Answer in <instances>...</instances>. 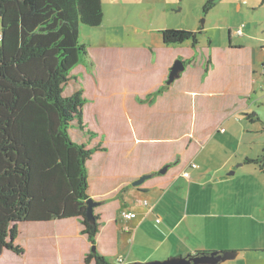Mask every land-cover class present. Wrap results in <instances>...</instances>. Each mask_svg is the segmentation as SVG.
Wrapping results in <instances>:
<instances>
[{
    "label": "crops",
    "instance_id": "1",
    "mask_svg": "<svg viewBox=\"0 0 264 264\" xmlns=\"http://www.w3.org/2000/svg\"><path fill=\"white\" fill-rule=\"evenodd\" d=\"M156 1L103 0V24L81 31L90 59L72 72L74 92L85 90L91 127L105 144L89 162L88 193L102 219L97 251L116 264L213 252L238 253L220 264H264V164L247 162L264 153V111L255 106L264 102V28L257 29L264 16L243 35L231 28L228 46H167L160 28L150 44L127 45L126 35L139 37L134 17L152 23L147 11ZM241 1L248 12L264 8V0ZM102 26L115 29L113 37ZM181 59L193 61L166 93L141 102L166 87ZM144 175L151 177L134 186ZM36 224L49 226L30 227L34 241L57 245L51 263L40 257L38 264H55L63 249L87 264L92 244L78 218Z\"/></svg>",
    "mask_w": 264,
    "mask_h": 264
},
{
    "label": "trees",
    "instance_id": "2",
    "mask_svg": "<svg viewBox=\"0 0 264 264\" xmlns=\"http://www.w3.org/2000/svg\"><path fill=\"white\" fill-rule=\"evenodd\" d=\"M217 1L209 0L205 11ZM0 19V255H25L17 244L23 225L70 218L81 221L83 234L97 247L101 216L87 221L89 162L105 149L73 140L76 121L85 130L88 99L83 88L65 91L72 72L88 64L81 31L103 24V0H0ZM162 36L167 46L200 44L199 33L191 30L167 29ZM181 61L186 66L193 60ZM210 64L209 58L206 73ZM168 88L167 81L140 101L152 105ZM247 162L262 166L264 157ZM92 262L114 264L91 250L86 263Z\"/></svg>",
    "mask_w": 264,
    "mask_h": 264
},
{
    "label": "rangeland",
    "instance_id": "3",
    "mask_svg": "<svg viewBox=\"0 0 264 264\" xmlns=\"http://www.w3.org/2000/svg\"><path fill=\"white\" fill-rule=\"evenodd\" d=\"M156 2H158L156 6L151 5L152 10H154L155 12L151 15V12L147 11V19H149V17L151 16L152 23H146L142 19H137L136 16L134 17V22L138 24L137 26L140 29L139 37H136L134 34H131L129 36L126 35L124 41L127 45L140 46L144 44H150L152 38L154 37L151 35V30L160 28L163 30L177 29L198 32V39L200 43L199 47L209 46L210 44H212L213 46H219L221 44L228 46L231 41V28H237L236 32L238 33V30L241 27L247 25V23L251 25L254 21H261L263 20L264 16L263 7L260 8L257 12H248V9L245 10V8H247L246 4H243L244 2L241 0H218L217 5L209 12L205 11V6L208 4L209 0H157ZM240 6L243 8V11H240ZM138 8L141 9L142 6H138ZM167 10L168 12H166ZM102 28H105L110 33L111 37H113L111 33L115 29L107 26H102ZM202 28H204L205 30L204 33L202 32ZM263 28L264 27H261V25H257V29L259 30L260 34L263 33ZM1 29L2 22L0 19V32ZM199 29L201 30L199 31ZM110 42L120 44V39L114 38V41ZM262 85L263 83L260 84L259 88H262ZM74 88L77 89V85L72 79L66 87L65 94L71 95L74 92ZM255 106L256 108L260 107V110L264 111V102L260 103L259 106L258 104ZM87 113L89 114V116L91 115L90 110L86 112L85 108V130L80 128L78 121L74 123V128L71 130L73 140L78 143H87L89 147H95L99 144L105 147V144L103 143L104 140L102 141L101 137L98 135V132H96V128L91 127L92 123L96 120L92 117H88ZM262 156L264 157V153H262ZM95 215L97 214L95 213ZM119 224L122 225L121 222ZM47 226L49 225H23L22 235L18 239L17 244L22 245V247L25 249V255L20 257L13 252L5 251L2 255H0V264H38L37 259H39L40 257L47 259V261L51 263L50 260L52 261L51 258L54 257L53 254L56 251L55 248L57 247V245H54L56 244V242H53L52 246H45L43 248V244L41 245L39 242L34 241V238L28 234V230H30V227H32V229H35L36 227ZM41 238L45 239L43 237ZM63 253L64 256L55 258L56 261H53V263L62 264L60 261L62 259L63 264H73V262L74 264H80L78 253H75L73 257V253H68L66 249H63ZM114 258L115 257H110L109 260L112 263L116 264L117 261Z\"/></svg>",
    "mask_w": 264,
    "mask_h": 264
},
{
    "label": "water",
    "instance_id": "4",
    "mask_svg": "<svg viewBox=\"0 0 264 264\" xmlns=\"http://www.w3.org/2000/svg\"><path fill=\"white\" fill-rule=\"evenodd\" d=\"M185 70V65L181 60H178L174 66L172 67L171 74L169 77L168 84H171L174 82L177 78L180 77L182 72ZM168 170V167L163 169L161 172L166 173ZM151 175H144L141 177L138 181H136L133 185L139 186L143 184L146 180L150 179ZM88 210H87V221L91 223L96 222L95 218V209L98 206V203L95 202L94 199H90L88 201ZM92 251L94 253L97 252L96 247H93ZM238 253L235 252H228V253H222L219 254L218 252H213L210 254H197L196 256L189 255L188 257H182V258H173L166 261H152L147 263H130V264H220L221 262H225L227 260H232L237 257Z\"/></svg>",
    "mask_w": 264,
    "mask_h": 264
},
{
    "label": "built area",
    "instance_id": "5",
    "mask_svg": "<svg viewBox=\"0 0 264 264\" xmlns=\"http://www.w3.org/2000/svg\"><path fill=\"white\" fill-rule=\"evenodd\" d=\"M243 30H244V26L241 27L239 30H238V34L239 35H243ZM224 131V130H223ZM192 168H197L198 165L196 164H192L191 165ZM184 176L185 177H190V173H184ZM144 205H148V202L147 201H144L143 202ZM122 217L125 218V219H133L136 217V214L135 213H132V212H127V211H123L122 212ZM161 220H159L158 222H160ZM122 261V260H121Z\"/></svg>",
    "mask_w": 264,
    "mask_h": 264
},
{
    "label": "clouds",
    "instance_id": "6",
    "mask_svg": "<svg viewBox=\"0 0 264 264\" xmlns=\"http://www.w3.org/2000/svg\"><path fill=\"white\" fill-rule=\"evenodd\" d=\"M192 168V167H191ZM186 173H189V172H186ZM185 177V176H184ZM186 178H190V177H186ZM144 201H146V200H144ZM144 201H142V204H143V202ZM148 202V201H147ZM144 205V204H143ZM148 205H149V202H148ZM145 206H147V205H145ZM123 212V211H122ZM122 212H121V216H122ZM93 249V248H92ZM122 260V261H121ZM119 262L121 263V264H124L123 263V259H119Z\"/></svg>",
    "mask_w": 264,
    "mask_h": 264
},
{
    "label": "bare ground",
    "instance_id": "7",
    "mask_svg": "<svg viewBox=\"0 0 264 264\" xmlns=\"http://www.w3.org/2000/svg\"><path fill=\"white\" fill-rule=\"evenodd\" d=\"M96 264V263H95Z\"/></svg>",
    "mask_w": 264,
    "mask_h": 264
}]
</instances>
